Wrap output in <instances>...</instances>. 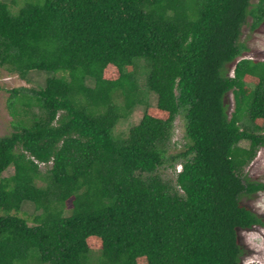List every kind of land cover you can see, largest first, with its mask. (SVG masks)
Segmentation results:
<instances>
[{"label": "trees", "instance_id": "obj_1", "mask_svg": "<svg viewBox=\"0 0 264 264\" xmlns=\"http://www.w3.org/2000/svg\"><path fill=\"white\" fill-rule=\"evenodd\" d=\"M245 24H264V0H0V69L60 73L9 90L0 264H244L241 232L264 226L242 201L264 191L245 173L264 146ZM179 115L188 149L165 178Z\"/></svg>", "mask_w": 264, "mask_h": 264}, {"label": "rangeland", "instance_id": "obj_2", "mask_svg": "<svg viewBox=\"0 0 264 264\" xmlns=\"http://www.w3.org/2000/svg\"><path fill=\"white\" fill-rule=\"evenodd\" d=\"M250 21L251 19L249 18L248 22ZM242 41H245L250 48L249 51H246L245 56L250 58L261 57V59H264V24L256 32H251L248 24H245L243 27ZM52 75L60 76V73L54 74L47 71H32L29 73L28 78L24 80L17 74L10 73L4 68L0 69V137L9 134L14 129L13 121H15V118L9 108V90L22 87L39 89L40 87H44L46 79ZM28 93H31V91ZM145 100L146 102L135 106L128 118L120 121L113 132L115 137L126 135L130 127L140 121L147 105H156L157 96L155 93L149 91L147 92ZM233 105V94H230V110H233ZM35 111L39 112V109L36 108ZM185 126L186 120L184 115L177 116L174 122L172 141L169 146V154L174 156V162L177 161L175 164L176 169L169 165L171 164L169 160L165 162L159 169L165 178H173L175 172L181 169V164L179 163L181 157L179 156L188 149V140L185 138ZM241 145L248 146V142L242 141ZM13 173L14 167L10 166L3 172L2 176H11ZM245 173L251 180L264 182V146L258 150L255 159L246 166ZM242 201L264 216V191L258 192L253 196L244 195ZM22 209L27 215L33 214L35 211L34 205L29 202H25ZM241 238L246 247V253L243 258L244 264H264V226L257 225L252 230L242 231ZM33 254L36 255V251ZM34 264L36 263L34 262Z\"/></svg>", "mask_w": 264, "mask_h": 264}]
</instances>
